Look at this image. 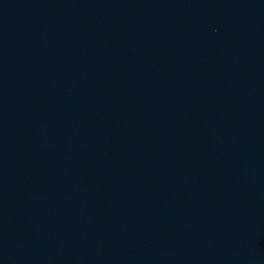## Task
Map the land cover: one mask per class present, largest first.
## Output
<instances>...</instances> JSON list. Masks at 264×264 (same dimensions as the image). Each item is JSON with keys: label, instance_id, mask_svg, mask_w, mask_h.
<instances>
[{"label": "water", "instance_id": "95a60500", "mask_svg": "<svg viewBox=\"0 0 264 264\" xmlns=\"http://www.w3.org/2000/svg\"><path fill=\"white\" fill-rule=\"evenodd\" d=\"M0 264H264V0H0Z\"/></svg>", "mask_w": 264, "mask_h": 264}]
</instances>
